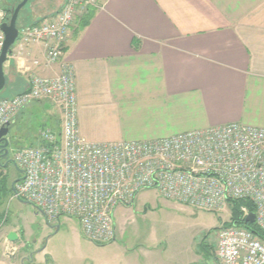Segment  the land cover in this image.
I'll return each instance as SVG.
<instances>
[{
    "label": "crops",
    "instance_id": "crops-1",
    "mask_svg": "<svg viewBox=\"0 0 264 264\" xmlns=\"http://www.w3.org/2000/svg\"><path fill=\"white\" fill-rule=\"evenodd\" d=\"M65 2L37 0L20 24L40 23ZM78 21L53 63L42 43L14 44L4 63L6 97L28 89L32 73L51 76L68 61L79 130L89 140L160 138L234 121L264 127V0H102L76 33ZM33 112L43 125L61 129V111L48 100L28 103L11 126ZM31 140L41 143L37 132ZM124 233L116 225V238L95 245L104 253L90 264L217 263L205 231L142 250L125 242ZM26 256L0 249V264H30Z\"/></svg>",
    "mask_w": 264,
    "mask_h": 264
},
{
    "label": "built area",
    "instance_id": "built-area-1",
    "mask_svg": "<svg viewBox=\"0 0 264 264\" xmlns=\"http://www.w3.org/2000/svg\"><path fill=\"white\" fill-rule=\"evenodd\" d=\"M101 6L102 0H66L51 17L22 26L17 41L44 44L47 63H53L78 17ZM4 21L0 0V24ZM4 40L0 31V55ZM42 100L59 107L61 129L41 127V143L17 149L14 160L25 170L16 195L35 203L47 221L74 215L85 238L108 243L116 238V208L152 188L209 211L251 199L255 222L264 229V127L234 121L160 138L92 141L80 133L75 70L65 61L59 73H32L28 89L0 97V129L28 103ZM241 210L244 218L250 212L246 206ZM214 232L216 264H264V241L248 227L224 223ZM16 250L12 240L4 244L6 255Z\"/></svg>",
    "mask_w": 264,
    "mask_h": 264
},
{
    "label": "rangeland",
    "instance_id": "rangeland-1",
    "mask_svg": "<svg viewBox=\"0 0 264 264\" xmlns=\"http://www.w3.org/2000/svg\"><path fill=\"white\" fill-rule=\"evenodd\" d=\"M21 0H1L3 8H12ZM37 0H29L20 11L19 22L38 6ZM18 41H16L17 43ZM9 92L2 90L0 97ZM40 112L22 116L17 124L10 126L9 158L14 160L17 149L31 144V136L44 127ZM34 145V144H33ZM8 156L2 159L5 162ZM7 179L8 189L0 192V249L11 244L7 231H16L19 238L12 241L16 247L13 256L33 254L30 264H90L94 258L102 255L104 249L85 238L74 215H62L56 223L46 220L45 215L35 203L24 197H18L12 190L14 179L20 172L15 163L2 167ZM10 188V189H9ZM231 207L221 211H209L193 205L163 197L157 190H141L129 204L119 205L115 210V225L125 231L123 240L136 249H149L172 245L177 237H189L193 232L205 231L203 238L216 245L214 231L229 221ZM60 227L56 230L55 225ZM3 231V232H2ZM122 239V238H121ZM120 239V240H121Z\"/></svg>",
    "mask_w": 264,
    "mask_h": 264
},
{
    "label": "water",
    "instance_id": "water-1",
    "mask_svg": "<svg viewBox=\"0 0 264 264\" xmlns=\"http://www.w3.org/2000/svg\"><path fill=\"white\" fill-rule=\"evenodd\" d=\"M29 0H21L15 6L11 8V16L10 19L4 21L0 24V31H3L5 34V40L2 48V52L0 55V92L3 90L6 84V75L4 71V63L9 59V56L13 53V46L17 41L19 35V26L17 25L18 16L21 9L26 5ZM10 131V123H7L0 129V166L6 167L11 163H15L18 171L22 174L21 176L14 179L12 182L11 188L16 193V184L22 181L25 178V170L22 169L15 160L9 158L5 162H2V159H5L9 154V145L10 138L8 137V133ZM20 197V196H18ZM39 208V207H38ZM40 209V208H39ZM41 211V209H40ZM60 215L59 217H61ZM255 222V212L251 211L245 217V223H254ZM60 227L59 223L55 225L56 230ZM8 239L12 241H16L18 239V234L16 231H10L8 233ZM26 260L33 261V254L30 253L25 257ZM25 260V259H24Z\"/></svg>",
    "mask_w": 264,
    "mask_h": 264
},
{
    "label": "trees",
    "instance_id": "trees-1",
    "mask_svg": "<svg viewBox=\"0 0 264 264\" xmlns=\"http://www.w3.org/2000/svg\"><path fill=\"white\" fill-rule=\"evenodd\" d=\"M6 13H7V20L10 19L11 16V8L7 7L5 8ZM22 10V9H21ZM97 9H88V11L86 13H84L80 18H79V23H78V27L76 28V33H78L79 31L83 30L91 21V19L93 18L95 12ZM19 17H20V13L18 16V21H17V25L19 26V28H21L24 25H21L19 22ZM133 44L135 47H137L138 45V39L134 38L133 39ZM12 123H10L11 126ZM21 175V173L19 174V176ZM7 179L5 176H3L2 173V166H0V192L4 189H8L7 187ZM10 189V188H9ZM230 207H231V217L229 219V221L225 222V224H234L237 223L239 225H244L246 227H248L249 229H251L257 236H259L263 241H264V229L261 228L260 226H258V224L256 222L254 223H245V218L243 217V213H242V206H246L248 208V210L251 212H255L256 211V204L253 200L251 199H235L232 200L229 203ZM2 215L0 216V225L2 224Z\"/></svg>",
    "mask_w": 264,
    "mask_h": 264
},
{
    "label": "flooded vegetation",
    "instance_id": "flooded-vegetation-1",
    "mask_svg": "<svg viewBox=\"0 0 264 264\" xmlns=\"http://www.w3.org/2000/svg\"><path fill=\"white\" fill-rule=\"evenodd\" d=\"M8 148H9V147H8ZM8 158H9V154H8ZM2 162H3V161H2ZM21 175H22V174H21ZM21 175H20V176H21Z\"/></svg>",
    "mask_w": 264,
    "mask_h": 264
}]
</instances>
